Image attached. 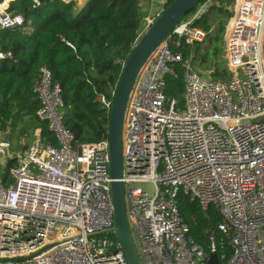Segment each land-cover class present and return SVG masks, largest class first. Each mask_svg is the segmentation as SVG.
I'll return each mask as SVG.
<instances>
[{"label": "built area", "instance_id": "1", "mask_svg": "<svg viewBox=\"0 0 264 264\" xmlns=\"http://www.w3.org/2000/svg\"><path fill=\"white\" fill-rule=\"evenodd\" d=\"M13 1L0 0V32L31 24L8 11ZM168 1L142 19L136 41ZM211 5L201 2L154 51L127 104L121 181L140 264H208L212 254L217 264H264V0H236L224 31L226 81L211 80L180 51L205 42L211 29L193 24ZM11 58L0 51V61ZM178 64L184 71L180 110L163 94V78ZM38 74L35 116L57 145L44 142L39 129L23 152L10 154V141L0 142V169L14 161L8 184L0 173V260L45 251L0 264H125L114 236L97 234L113 225L108 140L74 143L63 124L61 88L46 67ZM95 101L108 115L112 97L96 94ZM180 193L219 216L214 229L203 231L205 248L180 217Z\"/></svg>", "mask_w": 264, "mask_h": 264}, {"label": "trees", "instance_id": "2", "mask_svg": "<svg viewBox=\"0 0 264 264\" xmlns=\"http://www.w3.org/2000/svg\"><path fill=\"white\" fill-rule=\"evenodd\" d=\"M14 0L8 11L31 19L30 26L0 32V51L11 52L12 58L0 61V132L10 128V148L15 143L32 138L35 129L40 130L44 142L57 143L45 123L35 116L38 101L33 93L40 67H46L53 83L61 88L63 100V124L71 133L74 143H96L107 138L108 115L95 101V95L111 99L121 72L122 64L136 42L142 21L140 0H87L80 8L74 1ZM205 0H202L203 2ZM193 27L209 31V25L229 19L233 10L227 7L235 0H216ZM172 0L168 1V4ZM191 13L187 14L186 19ZM222 18V19H221ZM220 26V25H219ZM224 27H218L222 31ZM210 37L207 50L208 76L213 81H226L228 73L225 61L217 46L220 36ZM198 46H183L184 60L193 51L192 62L198 60ZM200 65L206 64L201 56ZM173 75L163 78V94L167 100H175L176 109H183L182 87L184 71L180 64L174 66ZM12 142V143H11ZM21 147V148H19ZM27 146L18 145L20 152ZM16 148V147H15ZM14 166L8 160L1 178L9 183L8 171ZM177 208L187 225L192 239L207 247L203 231L214 229L218 214L209 208L201 211L196 203L180 193ZM193 218V219H192ZM217 240L220 236L216 235Z\"/></svg>", "mask_w": 264, "mask_h": 264}, {"label": "water", "instance_id": "3", "mask_svg": "<svg viewBox=\"0 0 264 264\" xmlns=\"http://www.w3.org/2000/svg\"><path fill=\"white\" fill-rule=\"evenodd\" d=\"M201 1L173 0L162 10L148 30L135 42L128 57L123 62L112 96L111 108L108 114L107 140L113 225L109 230L97 234L108 233L114 236L125 264H140L127 222L124 187L121 181L123 177L122 134L127 104L137 76L149 57L172 35L174 28ZM9 140L10 132L0 135L1 143L9 144ZM44 251L22 259L0 260V262L27 261ZM208 264H217L214 254L210 255Z\"/></svg>", "mask_w": 264, "mask_h": 264}, {"label": "rangeland", "instance_id": "4", "mask_svg": "<svg viewBox=\"0 0 264 264\" xmlns=\"http://www.w3.org/2000/svg\"><path fill=\"white\" fill-rule=\"evenodd\" d=\"M214 3V5H216V6H218L220 3L219 2H217L216 0H211V3ZM235 3H236V0L234 1V4L233 5H230V6H228L227 7V9L228 10H234V7H235ZM142 13V12H141ZM145 15V14H144ZM222 19V18H221ZM229 19H227L226 20V22L225 21H222V23L220 22V20L218 19V18H216L215 19V24H211V25H209V30L211 31L209 34H210V37L211 36H214L215 34H217L218 33V35L217 36H220V40H219V42H218V44H217V46H219V49H220V57L224 60V35H225V29H226V23H227V21H228ZM222 26V27H224L223 29H222V31L220 30H218V27H220V26ZM209 44H210V42L208 43V39L207 40H205V42L204 43H202L201 45H198V60H197V62H192V56L194 55V53H193V51H191L190 53H189V56H188V61L190 62V64L193 66V67H195L197 70H199V71H202V72H206V73H209L208 72V69H209V65L207 64L208 63V60H209V58H210V56H211V50H207V47L209 46ZM201 56H203V57H205L206 58V64L203 66H199L200 65V57ZM36 130V129H35ZM34 130V131H35ZM32 138H33V134H32ZM32 138H30V139H28V140H26V141H19L18 143H15V146H14V149H11L10 147H9V151H10V154L11 153H18V152H20V150L18 149V145L19 146H21V145H25V146H27L29 143H31V141H32ZM9 141H11V136H10V140ZM12 143V142H11ZM16 147V148H15ZM19 148H21V147H19ZM6 162V161H5ZM5 162H4V164H5ZM2 169H0V173H2ZM139 187L140 188H142V189H145V190H151V185L150 184H143V185H139Z\"/></svg>", "mask_w": 264, "mask_h": 264}, {"label": "crops", "instance_id": "5", "mask_svg": "<svg viewBox=\"0 0 264 264\" xmlns=\"http://www.w3.org/2000/svg\"><path fill=\"white\" fill-rule=\"evenodd\" d=\"M74 1L78 8H80L87 0H70ZM163 0H140L141 2V14H142V19L146 16H151L153 15L157 10L160 9V3ZM234 11V10H233ZM145 14V15H144Z\"/></svg>", "mask_w": 264, "mask_h": 264}]
</instances>
